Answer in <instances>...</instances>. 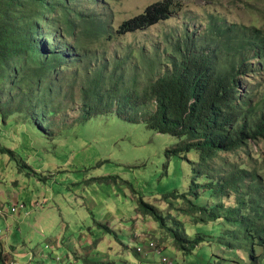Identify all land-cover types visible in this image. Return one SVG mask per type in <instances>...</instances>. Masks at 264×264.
<instances>
[{"label":"trees","instance_id":"16d2710c","mask_svg":"<svg viewBox=\"0 0 264 264\" xmlns=\"http://www.w3.org/2000/svg\"><path fill=\"white\" fill-rule=\"evenodd\" d=\"M185 1L152 3L116 26L109 0H0V62L12 70L15 89L25 94L42 125L45 115L56 114L50 107L64 105L77 88L84 115L113 114L144 123L178 138L174 152H197L192 185L198 186L196 178L202 177L204 190L217 198L234 196L235 203L191 204L189 212L201 215L197 223H221V229L192 237L179 227H167L177 249L190 255L215 239L233 256L239 250L247 253L248 264H264L258 253L264 251V178L228 158L221 178H214V161L221 153L248 152L251 143L264 142V27L228 24L209 13L203 33L191 36L186 30L187 36L167 39L173 45L168 56L149 58L142 46L133 49L139 54L134 59L110 58L101 48L113 38L169 20ZM5 152L13 153L0 148ZM164 197L172 201L187 194ZM139 212L167 225L154 205L141 200ZM224 261L218 264L231 263ZM232 262L245 264L239 258Z\"/></svg>","mask_w":264,"mask_h":264},{"label":"rangeland","instance_id":"374dc122","mask_svg":"<svg viewBox=\"0 0 264 264\" xmlns=\"http://www.w3.org/2000/svg\"><path fill=\"white\" fill-rule=\"evenodd\" d=\"M158 1L161 0H109L108 10L114 13L117 26ZM209 13L219 15L228 24L264 27V0H186L183 9L169 20L146 31L113 38L102 43L101 48L110 58L117 54L134 59L139 54L133 49L142 46L146 47L149 58L168 56L173 45L167 39L173 36L176 41L182 35L187 36L186 30L191 36L203 33ZM73 92L72 98L61 107H50L56 114L45 115L42 125L29 108L25 94L15 89L12 70L0 62V148L13 152L0 153V188H14L13 196L28 206L25 208L24 204L25 209L20 208L23 203L17 204L6 197L7 209L0 210V216L22 215L30 221L44 217L45 223L31 226V246L25 234L29 226L25 223L19 232L21 244L27 243L33 251L29 255L33 259L30 264H160L161 254L137 251L144 239L154 241L173 264H218L224 259L231 260L226 264H234L232 259L237 258L249 263L247 253L239 250L233 256L230 249L215 239L185 255L171 237L169 227H179L192 237L198 232L212 235V229H217V233L221 229V223H197L201 215L189 212L191 204L211 207L221 202L235 203L234 196L217 198L204 190L206 179L202 177L196 178L198 186L192 185L197 152L182 155L174 152L180 142L178 138L156 133L144 123H129L113 114L86 116L80 92L77 88ZM225 158L257 171L264 178V142L251 143L248 152L221 153L214 161L216 180L221 178ZM21 161L29 167L18 166ZM22 188L30 191L29 197H33L35 204L30 206L28 193H21ZM196 192L198 196H194ZM56 194L62 196H57L60 201L54 199ZM172 194H187V198L165 199L164 196ZM141 200L156 206L168 226L162 227L147 215L140 217ZM81 202L84 204L77 206ZM85 217H91L92 222L83 223ZM116 217L123 218L124 224L109 225L113 227L109 228L112 234L105 241L109 249L87 252L86 245L81 251V234L91 232L96 242L108 231L104 225H97L96 220L106 224L108 220L115 222ZM56 218L58 222L53 224ZM4 233L5 225L0 219V235ZM258 253L264 255L262 250ZM5 262L11 264L8 257Z\"/></svg>","mask_w":264,"mask_h":264},{"label":"crops","instance_id":"0c3cea01","mask_svg":"<svg viewBox=\"0 0 264 264\" xmlns=\"http://www.w3.org/2000/svg\"><path fill=\"white\" fill-rule=\"evenodd\" d=\"M43 189V188H42ZM68 188H65V190ZM39 191H41L40 188H38ZM16 192L14 191V188H0V210H6L7 207L6 205H4V203L6 202L7 198H10V200H15L17 204H25V208H28L27 204L24 201H21V199L19 197L13 196V193ZM30 192L27 191L26 188H22V192ZM61 191H59L58 193H60ZM64 192V191H63ZM5 193H8L9 196H7ZM4 196V197H3ZM30 194L28 193L27 199H30V206L32 204H35L36 201L33 200V197H29ZM58 196V194H56L54 196V199H56V197ZM64 196V195H63ZM7 197V198H6ZM58 197H62V196H58ZM57 197V201H60V198ZM3 204V205H1ZM84 203H80L77 204V206H81ZM24 208V209H25ZM21 209V210H24ZM41 209H39L37 212H39ZM46 209L43 208L42 213H45ZM12 213V212H11ZM114 214V213H112ZM21 215V214H20ZM142 216V214L140 213V217ZM0 219L4 222L5 225V233L3 235H0V263L2 264H7V262H5L6 257H8V259L10 260L11 264H26L24 263L25 261H28L27 264H30V262L33 259H29V255L30 252H33L31 250V236H29L30 234H32L33 232V228L31 227L32 225H41L43 223H45L46 221L44 220V217L42 218H38L35 217L33 218L32 221L29 220V218L26 217H22V215L19 218H15V217H11L9 215H6L4 217L0 216ZM108 219V218H107ZM120 217H116L115 218V222L113 220H108L106 224H101V221H97V225L99 226H109V225H113V226H118L119 224H124L123 222V218L120 220ZM104 220V219H103ZM58 222V219H54L53 224H56ZM92 222V218L91 217H85L83 220V223L88 224ZM120 222V223H119ZM25 223L29 226L28 229H26L25 234L28 235L29 237L26 239V241L29 243L30 246H27V243L21 244L20 241V236H19V232L22 231L21 226H25ZM93 224H96L95 222ZM39 229L40 232H43V229L41 227H37ZM108 228H113L111 226H109ZM92 230V229H90ZM109 234H112L110 231H107L105 235H103L101 238L98 239V241H93V234L90 233H86V234H81V238H83V240H81V251H83V247L88 245L87 247V252H96L98 253L99 251H104L106 249H109V243L105 244V241L109 239ZM41 237H43L40 234ZM15 239H17L18 243L15 241ZM141 239V238H140ZM139 239V241H140ZM138 240V239H137ZM25 241V240H24ZM110 241V240H109ZM147 241L150 242H154L151 239H144L143 243L141 245H143L144 243H146ZM111 242V241H110ZM17 243V244H15ZM91 247V249H90ZM3 252V253H2ZM148 252H152L151 250H146V253ZM156 254H159L158 252L154 251ZM162 252V251H161ZM145 253V254H146ZM34 254H36L34 252ZM37 255V254H36ZM47 255V254H45ZM48 256V255H47ZM46 256V257H47ZM49 256H51V254H49ZM15 257H17L18 259H16ZM24 261V262H23Z\"/></svg>","mask_w":264,"mask_h":264},{"label":"built area","instance_id":"2783aa9c","mask_svg":"<svg viewBox=\"0 0 264 264\" xmlns=\"http://www.w3.org/2000/svg\"><path fill=\"white\" fill-rule=\"evenodd\" d=\"M20 208H24V204L20 205ZM16 209H12V212H14ZM4 214V213H3ZM3 217V215H1ZM137 251L138 252H143L144 250H151V251H156L159 254H161V259H160V264H173L172 259L169 257H166L162 255V252L157 248L156 244L154 242L147 241L143 245H139Z\"/></svg>","mask_w":264,"mask_h":264}]
</instances>
